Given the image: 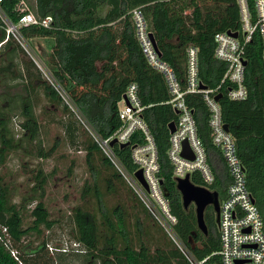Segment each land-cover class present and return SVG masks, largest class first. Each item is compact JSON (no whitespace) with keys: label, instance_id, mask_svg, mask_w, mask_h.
<instances>
[{"label":"trees","instance_id":"trees-1","mask_svg":"<svg viewBox=\"0 0 264 264\" xmlns=\"http://www.w3.org/2000/svg\"><path fill=\"white\" fill-rule=\"evenodd\" d=\"M18 0H2L4 11L12 19V7ZM37 16L50 14V27L30 24L21 27L27 41L42 37L49 52L42 63L66 92L101 137L110 135L120 124L118 102L127 84L135 81L142 104V116L154 138L159 172L166 190L169 207L176 216L172 225L176 237L203 264H221L218 253L219 232L211 205L204 209L207 234L196 223L193 203L182 204L176 188L173 166L167 155L169 122L177 115L167 100L168 85L162 72L152 67L137 38L132 9L139 7L153 36L158 53L173 69L181 86L186 85L187 47L198 49V75L203 84L216 88L223 123L233 135L238 157L246 177V185L258 207L264 228V58L263 41L258 30L244 41L241 12L237 0H27ZM254 19L255 0H247ZM237 33L243 43L245 58L244 82L247 96L231 99L228 80L221 82L227 62L215 56L214 35L219 31ZM5 33L0 28V42ZM36 70L34 73L31 70ZM33 75L45 100L43 112L50 106L61 107L70 117L62 122L70 144L86 150L87 174L79 192V201L69 213L71 240L78 243L69 251L58 247L51 230L61 217L52 216L44 201L46 184L53 171L38 164L31 168L30 184L15 200V185L0 173V264H192L186 252L148 212L142 200L126 182L117 167L102 151L88 127L85 137L78 139V126H84L59 90L43 77L42 70L22 46L9 38L0 45V84L11 85L14 78ZM33 86V81L29 82ZM27 87V86H26ZM185 101L192 109L197 133L214 173L210 185L219 198L226 194L231 180L223 154L211 139L210 111L202 92H186ZM39 90L28 95H0V167L12 152L45 159L58 145L57 137L47 145L42 137V121L36 110ZM19 114L18 128H13V115ZM50 120V119H49ZM136 131L129 144H115L113 149L122 166L129 172L136 164L131 146L142 142ZM72 172V164L67 168ZM195 184L202 180L193 171ZM130 191L132 204L109 201L117 184ZM66 240V239H65ZM64 240V241H65ZM63 241V240H62ZM67 241V240H66ZM15 254L17 258L15 257Z\"/></svg>","mask_w":264,"mask_h":264},{"label":"built area","instance_id":"built-area-1","mask_svg":"<svg viewBox=\"0 0 264 264\" xmlns=\"http://www.w3.org/2000/svg\"><path fill=\"white\" fill-rule=\"evenodd\" d=\"M237 1L241 12L244 41L250 39L254 30H258L263 41L264 58V0H255L254 19L249 11L247 0ZM1 2L2 0H0V28L4 31L5 38L0 44L9 38L16 40L31 56L43 74L48 73L52 76L49 71L43 69L41 60L31 55L30 45L20 30L22 26L30 24L50 27L52 16L50 14L37 16L27 0H18L16 5L12 7V12L16 13L17 18L12 19L4 11ZM132 14L136 35L142 51L148 63L164 75L170 93L167 102L171 104L177 115L176 119L173 120L175 128L170 131L167 148V155L173 166L174 178L176 176L183 177L186 173L191 175L193 171H196L202 180L201 185L212 189L210 185L214 182V173L207 161L205 147L198 136L192 109L184 98L186 92H202L210 111L209 127L212 142L220 148L231 177L226 187V194L219 198V222L217 224L219 247L216 252L219 255L221 264H264L263 220L254 197L247 188L244 166L237 155L234 137L229 130L223 127L220 106L218 100L214 97L218 86L216 88L207 86L202 88L200 86L203 83L198 75V49L190 44L186 49V85L183 88L172 67L161 59L160 54L154 47L150 31L140 8H133ZM214 40L215 56L227 62V68L221 82L228 80L232 84L228 90L229 97L235 100L246 98L243 43L226 30L216 32ZM46 77L50 80L47 75ZM50 81L74 110L73 103L59 83L55 80V83L52 80ZM138 89V84L135 81L127 84L118 102L117 114L120 124L110 135L101 137L94 130H89L102 151L142 200L151 216L164 227L178 246L186 252L192 264H203L202 262L206 257L201 260L193 258L173 231L172 225L176 222V216L170 210L169 201L164 193L161 177L158 174L157 147L141 113L145 105L140 100ZM136 131L142 132L144 140L131 146V157L136 164L135 170L141 169L147 188L135 177L134 171L129 172L122 166L113 149L115 144L120 145V143L129 142L130 137ZM113 138L116 139V143L112 145L110 141ZM184 141L189 145L193 155L192 158L182 154ZM70 245L75 247V250H79L78 243L74 240H65L58 247L48 244V249L51 252L56 249L66 252L70 250ZM15 257L17 258L16 254Z\"/></svg>","mask_w":264,"mask_h":264},{"label":"rangeland","instance_id":"rangeland-1","mask_svg":"<svg viewBox=\"0 0 264 264\" xmlns=\"http://www.w3.org/2000/svg\"><path fill=\"white\" fill-rule=\"evenodd\" d=\"M28 43L30 45L29 50L31 55L40 59L41 63L45 61L50 49L48 42L42 37H39L33 39V41H28ZM42 66L43 69L48 72L43 63ZM46 75L53 83H55L56 80L52 76L48 73ZM46 75H43V77H46ZM14 92L24 93V87L12 84L8 86L0 85V95L3 93L12 94ZM45 99L46 98L44 96H40V99L38 100L39 104L36 105V110L39 115V119L43 124L41 133L44 143L50 145L54 141V137H57L58 145L56 150L50 157L45 159L27 157L22 155L20 152H12L6 164L0 167V173L6 179L14 182V198L17 200L30 184L29 176L31 175V168L40 164L47 172L54 170L53 175L49 176L46 184L44 201L52 216L61 217L60 223L55 225V227L51 230V238H54L53 242H55L58 246L65 239L68 241L72 239L69 233V213L71 206L79 201L80 187L87 174L84 159L86 150L83 147L70 144L66 138V132L62 122L67 120L70 116L64 114L61 107L50 106L47 109L48 112L42 111L43 105L47 103ZM72 106L76 114L83 121L81 122L84 125L81 126L79 124L78 126V139L84 138L86 135L84 127L86 126L91 130H93V128L87 122L86 118L77 106L74 104ZM19 120V114L15 115L14 113L12 121L14 129L18 128ZM70 164H72V172L68 173L67 168ZM117 187L118 189L116 193L108 197L109 201L114 202L117 199L124 202L127 206H131L133 201L130 198V191L122 183L117 184Z\"/></svg>","mask_w":264,"mask_h":264},{"label":"water","instance_id":"water-1","mask_svg":"<svg viewBox=\"0 0 264 264\" xmlns=\"http://www.w3.org/2000/svg\"><path fill=\"white\" fill-rule=\"evenodd\" d=\"M228 32L231 35H233L234 37H237L236 32H231V31H228ZM150 36H151L154 47L157 49L151 33H150ZM243 62L246 63L245 60H243ZM200 86L202 88L206 87L205 84H201ZM219 95H220V93L215 94L214 97L216 100L218 99ZM168 127H169L170 131H173L175 128V122L173 120L171 122H169ZM223 127L226 130H228L227 124L223 123ZM115 143H116V139L113 138L110 141V144L113 145ZM126 144H129V142L126 141V142L120 143V146H123ZM182 154L184 156H188L190 158L193 157V155L190 151L189 145L187 144L186 141H184V143H183ZM133 174L143 184V186L145 188H147V184L143 178L141 169L140 168L136 169ZM174 180H175L176 188L179 190V192L181 194V200H182L183 206L185 208H187L190 203H193L197 227L204 234H207V225H206L205 220H204V209L208 205L212 206L214 213H215V222H216V224H218V222H219V195H218V191L215 189H210V188L203 186L201 184H195L194 182L191 181L189 173H186L185 176H183V177L176 176L174 178ZM164 193H165V195L167 194L165 189H164Z\"/></svg>","mask_w":264,"mask_h":264},{"label":"crops","instance_id":"crops-1","mask_svg":"<svg viewBox=\"0 0 264 264\" xmlns=\"http://www.w3.org/2000/svg\"><path fill=\"white\" fill-rule=\"evenodd\" d=\"M1 45V44H0ZM33 60V59H32ZM34 61V60H33ZM31 70L36 73V70L31 67ZM30 77H24V78H14V79H11L10 81V84L12 85H15V86H23L24 87V93H21V92H14V93H6L8 95H15V96H25V95H28L29 93V90L30 88L32 89L33 88V92H35L36 90H39V95L41 96H44L41 89L37 87V78H34L33 75H31V78L33 80H30L29 79ZM32 82L33 81V86L29 83V82ZM1 86H8V85H5V84H0ZM27 86V87H26Z\"/></svg>","mask_w":264,"mask_h":264}]
</instances>
